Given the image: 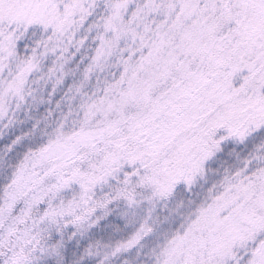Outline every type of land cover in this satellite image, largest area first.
<instances>
[{
    "label": "snow or ice",
    "instance_id": "snow-or-ice-1",
    "mask_svg": "<svg viewBox=\"0 0 264 264\" xmlns=\"http://www.w3.org/2000/svg\"><path fill=\"white\" fill-rule=\"evenodd\" d=\"M0 264H264V0H0Z\"/></svg>",
    "mask_w": 264,
    "mask_h": 264
},
{
    "label": "trees",
    "instance_id": "trees-1",
    "mask_svg": "<svg viewBox=\"0 0 264 264\" xmlns=\"http://www.w3.org/2000/svg\"><path fill=\"white\" fill-rule=\"evenodd\" d=\"M212 174H213V173H212V170L210 169V170H209V173H208V178H209V179H211Z\"/></svg>",
    "mask_w": 264,
    "mask_h": 264
}]
</instances>
